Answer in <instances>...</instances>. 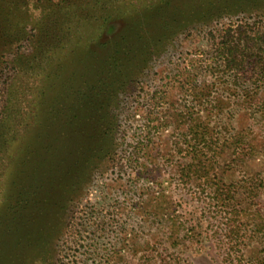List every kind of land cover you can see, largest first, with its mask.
I'll return each instance as SVG.
<instances>
[{"label": "rangeland", "instance_id": "obj_1", "mask_svg": "<svg viewBox=\"0 0 264 264\" xmlns=\"http://www.w3.org/2000/svg\"><path fill=\"white\" fill-rule=\"evenodd\" d=\"M199 1L0 0V264H264V78L239 85L212 58L231 25L264 37V0H206L120 91L73 185L44 175L101 44Z\"/></svg>", "mask_w": 264, "mask_h": 264}, {"label": "trees", "instance_id": "obj_2", "mask_svg": "<svg viewBox=\"0 0 264 264\" xmlns=\"http://www.w3.org/2000/svg\"><path fill=\"white\" fill-rule=\"evenodd\" d=\"M214 2H208L209 6H213ZM205 4L206 0H200L197 4H191L186 8L171 9L170 2L151 7L137 18L134 17L123 24L118 37L110 38L101 44L106 51L103 63L101 61L100 65L84 76L81 74L84 78L81 85L86 82L87 89L82 91L79 103L69 106L71 109L64 115L66 122L64 126L62 123L60 126L62 148L59 149V153L54 154L56 157L52 158L53 162L60 161V163L55 167L52 166V169L56 170V175L44 174L54 180L49 181L48 184L61 186L66 182L67 186H72L74 173L81 170L90 157L99 156L103 152L111 134V129L108 128V113L120 91L138 78L147 63L153 60L152 56L158 55L165 47L171 34H178L185 23H193L196 20L194 17L202 16L207 10ZM222 10L220 9L219 12ZM200 19L203 17H199L198 20ZM151 20L157 21L150 22V30H145L142 23ZM153 27L156 31H152ZM153 34L156 35L155 38L152 37ZM154 43L158 47L153 46V49ZM213 46V55L216 56L212 57L213 62L216 63L217 68L223 67L219 69V73L230 72L228 76L242 86L262 82L264 37L259 31L248 25L247 27L231 25L220 32ZM91 54L93 53L87 52L86 56L92 57ZM191 149L193 157L209 159L203 147ZM77 160H80L82 165L75 164ZM199 160L198 158V164H202ZM41 233L43 232L36 230L32 238L40 237ZM227 256L232 258L233 253H228Z\"/></svg>", "mask_w": 264, "mask_h": 264}]
</instances>
